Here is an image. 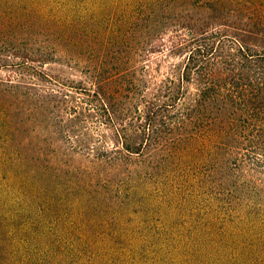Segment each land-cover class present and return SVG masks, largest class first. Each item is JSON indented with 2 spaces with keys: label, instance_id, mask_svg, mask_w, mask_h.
Segmentation results:
<instances>
[{
  "label": "trees",
  "instance_id": "1",
  "mask_svg": "<svg viewBox=\"0 0 264 264\" xmlns=\"http://www.w3.org/2000/svg\"><path fill=\"white\" fill-rule=\"evenodd\" d=\"M110 16L101 34L39 12L35 45L13 41L20 18L5 25L0 142L5 177L22 176L14 209L45 235L54 221L56 243L66 230L80 238L68 247L78 264L95 226L116 228L119 209L153 199L162 209L174 195L224 215L212 221L222 235L225 218L244 219L237 247L264 264V0H134ZM68 64L81 78L47 69ZM39 129L69 147L53 157L31 148ZM50 246L65 249L44 245L45 258Z\"/></svg>",
  "mask_w": 264,
  "mask_h": 264
},
{
  "label": "rangeland",
  "instance_id": "2",
  "mask_svg": "<svg viewBox=\"0 0 264 264\" xmlns=\"http://www.w3.org/2000/svg\"><path fill=\"white\" fill-rule=\"evenodd\" d=\"M132 1L134 0H0V49L5 46L6 34L3 33L4 30L7 32L5 25L14 18H20L17 21L25 25L26 29L17 28L11 34L13 41L19 43L33 38L32 44L35 45L39 33L37 26L40 25L37 23L36 15L39 12L47 13L49 18L54 20L58 18L76 20L78 25L85 24V30L96 27L95 31L103 34L110 15H114L121 4ZM12 5L15 9L9 8ZM41 45L43 46L42 43ZM35 47H39V44ZM46 50L49 51L48 48ZM56 50H59L58 60L67 64L66 51H62L58 46ZM74 56L76 57L74 59L86 60L85 56L77 57L75 53ZM70 67L71 64L63 65L62 68L48 65L47 69L53 73L61 72L65 77L81 78L80 73ZM24 82H30L28 77ZM48 86L50 84L44 87ZM0 100L5 101V92L0 93ZM43 124L46 122L43 121ZM28 138L33 139L31 148L43 145L50 157L55 155L54 150L59 147H69L63 136L48 130L32 131ZM3 148L5 144L0 142V264H70L68 247L81 243L78 241L80 238H74L71 232L66 230L62 233L61 242L56 243L58 228L54 221L48 220V233L45 235L39 226L35 224L32 228L29 222L25 221L29 217L24 218L25 216L21 217L18 214L19 207L14 209L16 196L13 188L22 176L15 175L19 178L17 180L9 174L5 177ZM77 160L79 158L75 156L71 157L70 161L73 163ZM5 189L8 194H5ZM173 197L175 196L172 195L169 201L162 205V209L158 208L154 199L148 203L134 202L130 205L131 209L127 207L119 209L116 214L119 220L118 227L95 226V231L91 230V233L83 238L90 242L89 245L86 247L83 242L77 246L85 251L81 253L78 264H247L245 260L249 259L246 258L248 254H241L243 251L241 246L237 247L243 243L246 237L244 234H247L244 219L234 221L232 217H229L230 220L225 218V225H229L222 235L220 225L214 226L212 221L217 216L224 215L216 211L206 212L202 208L195 211L188 201ZM14 210L17 212L15 220ZM135 210L137 212H134ZM110 216L108 217L111 218ZM34 221H37V218ZM206 222L211 224L207 225ZM253 226L257 234L263 232L256 225ZM96 231L98 233H94ZM234 242L235 247L232 245ZM44 245H61L65 249L54 255L50 246L51 251L45 258L44 252L40 249Z\"/></svg>",
  "mask_w": 264,
  "mask_h": 264
}]
</instances>
